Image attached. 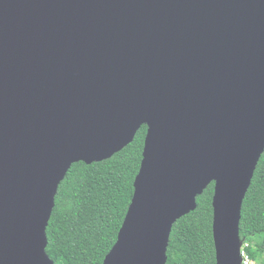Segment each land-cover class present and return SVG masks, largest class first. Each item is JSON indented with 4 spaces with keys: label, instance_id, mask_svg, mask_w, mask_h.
Listing matches in <instances>:
<instances>
[{
    "label": "water",
    "instance_id": "obj_1",
    "mask_svg": "<svg viewBox=\"0 0 264 264\" xmlns=\"http://www.w3.org/2000/svg\"><path fill=\"white\" fill-rule=\"evenodd\" d=\"M143 126L104 264H167L173 226L212 183L216 264H241L264 154V0H0V264H55L47 228L69 170Z\"/></svg>",
    "mask_w": 264,
    "mask_h": 264
},
{
    "label": "trees",
    "instance_id": "obj_2",
    "mask_svg": "<svg viewBox=\"0 0 264 264\" xmlns=\"http://www.w3.org/2000/svg\"><path fill=\"white\" fill-rule=\"evenodd\" d=\"M147 127L111 159L74 164L59 187L48 228L46 252L55 264H104L134 195ZM212 183L197 209L173 226L167 264H216ZM240 238L253 264H264V154L242 208Z\"/></svg>",
    "mask_w": 264,
    "mask_h": 264
},
{
    "label": "built area",
    "instance_id": "obj_3",
    "mask_svg": "<svg viewBox=\"0 0 264 264\" xmlns=\"http://www.w3.org/2000/svg\"><path fill=\"white\" fill-rule=\"evenodd\" d=\"M250 247L249 242H243L240 247L241 264H253L247 249Z\"/></svg>",
    "mask_w": 264,
    "mask_h": 264
}]
</instances>
